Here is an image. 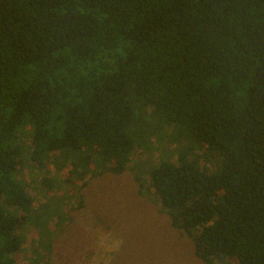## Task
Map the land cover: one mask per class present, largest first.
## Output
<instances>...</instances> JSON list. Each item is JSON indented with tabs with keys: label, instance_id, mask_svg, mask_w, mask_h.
Masks as SVG:
<instances>
[{
	"label": "trees",
	"instance_id": "1",
	"mask_svg": "<svg viewBox=\"0 0 264 264\" xmlns=\"http://www.w3.org/2000/svg\"><path fill=\"white\" fill-rule=\"evenodd\" d=\"M151 120L186 144L140 191L203 264H264V0H0V264L28 224L49 264L61 211L30 192L57 179L33 170L82 207L70 189L125 172Z\"/></svg>",
	"mask_w": 264,
	"mask_h": 264
},
{
	"label": "rangeland",
	"instance_id": "2",
	"mask_svg": "<svg viewBox=\"0 0 264 264\" xmlns=\"http://www.w3.org/2000/svg\"><path fill=\"white\" fill-rule=\"evenodd\" d=\"M149 122L152 132L143 149L132 154L125 172L87 176L85 187H69L82 197V207L74 197L64 199L66 184L54 166L47 164L33 170L32 178L27 176L28 181L46 175L57 179L56 189L47 196L30 192L34 204L52 203L61 211L46 227L49 264H203L194 256L192 241L171 227L156 196L140 191V180L148 187L150 167L160 159L174 160L186 144L173 127L159 130L157 120ZM21 236L23 246L15 262L42 264L46 252L40 241L46 236L29 224Z\"/></svg>",
	"mask_w": 264,
	"mask_h": 264
}]
</instances>
